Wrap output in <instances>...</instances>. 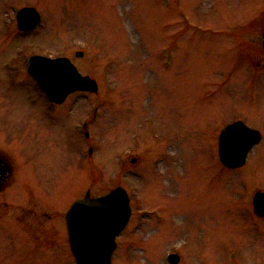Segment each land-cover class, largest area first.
Masks as SVG:
<instances>
[{
  "label": "rangeland",
  "instance_id": "rangeland-1",
  "mask_svg": "<svg viewBox=\"0 0 264 264\" xmlns=\"http://www.w3.org/2000/svg\"><path fill=\"white\" fill-rule=\"evenodd\" d=\"M23 5L41 14L26 33ZM263 27L264 0H0V151L17 168L0 191V264H74L62 214L5 201L60 214L117 185L132 215L114 264H170L175 251L178 264H264L250 203L264 140L236 170L216 143L239 115L264 134V69L240 60L261 58ZM33 53L68 56L98 92L48 105L26 75Z\"/></svg>",
  "mask_w": 264,
  "mask_h": 264
},
{
  "label": "water",
  "instance_id": "water-1",
  "mask_svg": "<svg viewBox=\"0 0 264 264\" xmlns=\"http://www.w3.org/2000/svg\"><path fill=\"white\" fill-rule=\"evenodd\" d=\"M17 20L20 29L29 30L38 24L40 16L34 7H23L17 13ZM262 42L264 47V32ZM76 55L80 56L82 52L78 51ZM28 71L49 99L55 102H62L76 90H98L96 80L81 74L68 57L32 55L28 59ZM235 131L240 133L238 140L233 136ZM258 140V132L245 124L228 125L220 139L222 162L229 167L242 164L247 151ZM254 206L255 211L264 216V193L255 195ZM130 214L128 194L120 186L99 197H90L88 193L84 199L74 202L65 217L76 263L111 264L115 237L125 227ZM169 259L176 263L178 256L170 254Z\"/></svg>",
  "mask_w": 264,
  "mask_h": 264
},
{
  "label": "flooded vegetation",
  "instance_id": "flooded-vegetation-1",
  "mask_svg": "<svg viewBox=\"0 0 264 264\" xmlns=\"http://www.w3.org/2000/svg\"><path fill=\"white\" fill-rule=\"evenodd\" d=\"M263 61H264V57ZM258 64H260V62H257ZM263 66H264V62H263ZM4 152V151H3ZM1 152L0 151V165H2L3 167H5L7 169L6 173L1 174L0 175V189H3L4 187L6 188V186H10L11 183V178L13 177V174L15 172L14 165L12 164V162L9 161L10 158L14 159L11 155H14L12 153H7V152ZM11 154V155H10ZM8 155V157H6ZM31 212L33 214H36V211H34L33 209H30ZM42 214H45V216L47 217H51L50 214H47L46 212H42Z\"/></svg>",
  "mask_w": 264,
  "mask_h": 264
}]
</instances>
